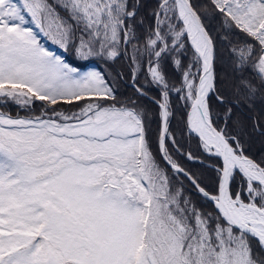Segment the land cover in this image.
Instances as JSON below:
<instances>
[{"label":"snow or ice","instance_id":"obj_1","mask_svg":"<svg viewBox=\"0 0 264 264\" xmlns=\"http://www.w3.org/2000/svg\"><path fill=\"white\" fill-rule=\"evenodd\" d=\"M213 3L225 24L254 39L232 49L237 69L250 68L264 80V0ZM62 7L71 22L48 0H0V103L31 110L35 101L46 102L39 116L0 112V264H264L249 242L264 248V166L213 124L215 47L191 0H161L144 51L151 81L162 89V158L213 202L215 215L170 187L145 114L116 100L106 73L81 71L41 43L43 35L65 51L74 46L81 59L114 60L136 39L126 23L136 15L128 0H63ZM185 39L193 59L180 87L171 89L160 61L170 52L184 54ZM138 54L133 46L134 63ZM173 90L190 102L189 130L221 158L215 195L169 153L168 143L176 144L169 133ZM61 102L79 106L57 111ZM237 171L247 201L231 189Z\"/></svg>","mask_w":264,"mask_h":264},{"label":"trees","instance_id":"obj_2","mask_svg":"<svg viewBox=\"0 0 264 264\" xmlns=\"http://www.w3.org/2000/svg\"><path fill=\"white\" fill-rule=\"evenodd\" d=\"M191 1L212 36L216 48V88L215 92L208 97L213 122L218 129L224 130L226 135L239 140L246 155L264 166V80L250 68L238 70L232 52L233 48L245 43L254 44V39L247 36L241 29L225 24V17L215 8L213 0ZM160 3L161 0H128L129 11L134 10L138 4L135 17L126 21L133 29L136 39L127 45V50L122 56L114 60L107 56H92L87 60L80 59L75 56L74 46H70V49L65 51L43 35L40 36V40L49 50L56 52L67 63L81 71L95 69L106 73V80L110 86H113L116 100L134 106L145 114L146 134L153 155L160 167L166 171L170 180V187H173L171 182H178V185L183 188L185 198L189 199L199 210H205V212L215 215L213 203L198 192L189 178L173 171L162 158L158 147V137L162 126L161 109L157 103L140 94L131 84L133 73H135V83L139 87L149 95L162 99L161 87L151 81L147 69L149 57L144 51L148 33L155 25L153 13L159 10ZM56 4L59 10L58 15H63L67 21L71 22L69 14L62 7V4L60 2ZM133 46L139 49L135 63L131 59ZM124 47L123 44L120 46L121 51L124 50ZM185 49L182 55L177 52H170L160 61L168 86L171 89L180 87L183 72L193 59V50L187 39H185ZM176 59L181 61L179 66L174 62ZM245 85H250L251 90ZM182 95L175 90L169 92V111L171 113L169 133L176 141L175 145L168 143L169 153L172 159L191 173L206 190L212 194H217L219 185L217 168L208 163L220 166L222 164L221 159L206 152L198 135L189 130L188 115L191 107L189 101L181 98ZM218 96L223 99V103L217 99ZM45 103L35 101L30 106L31 110H28L8 101L7 103H0V112L10 114L13 117L39 116ZM78 106V103L75 102L73 105L61 102L57 111L67 112ZM189 153L193 159H188ZM230 186L232 191L241 192L242 198L247 201L248 197L243 192V189L246 188L245 178L241 173L237 171L234 174ZM249 242L253 249L254 258L264 260V248H261L259 243L251 237H249Z\"/></svg>","mask_w":264,"mask_h":264},{"label":"water","instance_id":"obj_3","mask_svg":"<svg viewBox=\"0 0 264 264\" xmlns=\"http://www.w3.org/2000/svg\"><path fill=\"white\" fill-rule=\"evenodd\" d=\"M192 2V1H191ZM195 8V7H194ZM137 9H138V4H137V7L134 9V10H131V11H135V12H137ZM196 10V9H195ZM197 11V10H196ZM197 13H198V11H197ZM199 14V13H198ZM200 15V14H199ZM200 18H201V16H200ZM201 22L203 23V25H204V27H205V29H206V31L208 32V34H209V36H211L210 35V33H209V31H208V29H207V27L205 26V24H204V22H203V20H202V18H201ZM212 37V36H211ZM212 40H213V38H212ZM189 42H190V40H189ZM213 44H214V41H213ZM214 47H215V44H214ZM215 56H216V48H215ZM215 60H216V58H215ZM215 60H214V62H213V67H214V69H215ZM135 76H136V74L135 73H133V77H132V81H131V84L136 88V90L141 94V93H143L142 95H145V96H147L149 99H151L152 101H154L155 103H157L158 105H160V103H162L163 102V98L160 100V99H158V98H156V97H154V96H151V95H149L146 91H144L141 87H139L136 83H135ZM212 94V92H210L209 93V96ZM209 104V103H208ZM190 111H191V108H190ZM190 113V112H189ZM213 124H214V122H213ZM169 125H170V117H169ZM214 126H215V124H214ZM162 127V126H161ZM216 127V126H215ZM217 128V127H216ZM218 129V128H217ZM160 133H161V131H160ZM162 155V154H161ZM244 155H246L245 153H244ZM246 156H248V155H246ZM249 157V156H248ZM250 159H252L251 157H249ZM221 159V158H220ZM252 160H254V159H252ZM165 161V160H164ZM255 161V160H254ZM166 162V161H165ZM255 162H257V161H255ZM258 163V162H257ZM209 165H211V166H213V167H215V168H218V167H220V166H218V165H215V164H213V163H208ZM168 165V164H167ZM169 166V165H168ZM170 167V166H169ZM172 169V168H171ZM173 170V169H172ZM185 170V169H184ZM173 171H175V170H173ZM176 172V171H175ZM185 172H187V173H189L187 170H185ZM177 173V172H176ZM182 174V173H181ZM191 174V173H190ZM184 175V174H183ZM186 176V175H185ZM191 176L193 177V175L191 174ZM187 177V176H186ZM188 178V177H187ZM195 178V177H194ZM196 182H197V184L199 185V187H202V188H204L197 180H196ZM196 187V186H195ZM197 188V187H196ZM205 189V188H204ZM197 190H198V188H197ZM206 190V189H205ZM206 191H208V190H206ZM199 192V191H198ZM209 192V191H208ZM200 193V192H199ZM210 193V192H209ZM202 196H203V194L202 193H200ZM210 194H212V193H210ZM212 195H215V194H212ZM204 197V196H203ZM205 198V197H204ZM207 199V198H206ZM209 200V199H208ZM211 201V200H210ZM212 202V201H211ZM213 203V202H212ZM214 205V204H213ZM215 207V206H214Z\"/></svg>","mask_w":264,"mask_h":264},{"label":"rangeland","instance_id":"obj_4","mask_svg":"<svg viewBox=\"0 0 264 264\" xmlns=\"http://www.w3.org/2000/svg\"><path fill=\"white\" fill-rule=\"evenodd\" d=\"M54 2H55V4H54ZM61 3V4H63V0H48V3L51 5V7L53 8V10H54V13L55 14H59V10H58V8H57V4L56 3ZM59 16V15H58ZM59 18L60 19H62V20H66L67 18H65L63 15H60L59 16ZM67 21V20H66ZM68 49H70V46L68 47ZM74 52H75V56L77 57V58H80L78 55H77V53H76V50H75V47H74ZM81 59V58H80ZM111 78H113V76L111 75ZM77 108L78 107H76L75 109H72V110H70V111H67V112H72V111H76L77 110ZM42 109V111H44L45 109L44 108H41ZM41 111V112H42ZM41 114V113H40ZM39 114V115H40ZM171 183H173V187H171L173 190H176V189H182V193H183V188L181 187V186H179L178 185V182H176V181H173V182H171ZM184 194V193H183ZM186 195V194H185ZM186 196H188V195H186ZM204 212H205V210H203Z\"/></svg>","mask_w":264,"mask_h":264},{"label":"flooded vegetation","instance_id":"obj_5","mask_svg":"<svg viewBox=\"0 0 264 264\" xmlns=\"http://www.w3.org/2000/svg\"><path fill=\"white\" fill-rule=\"evenodd\" d=\"M222 162V161H221ZM221 166V165H220Z\"/></svg>","mask_w":264,"mask_h":264}]
</instances>
